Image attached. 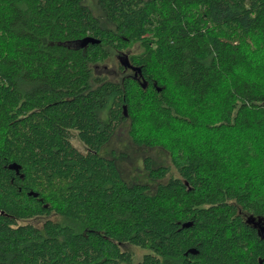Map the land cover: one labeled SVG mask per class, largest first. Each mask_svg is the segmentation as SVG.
Instances as JSON below:
<instances>
[{"label":"trees","instance_id":"16d2710c","mask_svg":"<svg viewBox=\"0 0 264 264\" xmlns=\"http://www.w3.org/2000/svg\"><path fill=\"white\" fill-rule=\"evenodd\" d=\"M89 1L0 0V264H264V0Z\"/></svg>","mask_w":264,"mask_h":264},{"label":"rangeland","instance_id":"374dc122","mask_svg":"<svg viewBox=\"0 0 264 264\" xmlns=\"http://www.w3.org/2000/svg\"><path fill=\"white\" fill-rule=\"evenodd\" d=\"M93 10H98L94 6L93 0L88 2ZM116 59L112 58L109 61L98 65L95 68V73L100 75H106L108 78H118L120 71L117 69ZM128 125L126 122L118 125L109 141L102 146L101 153L105 156H113L116 160L117 166L121 172V175L127 182H145L152 187L155 183L147 175L143 165L144 156H151L155 164H169L168 154L159 147H143L134 145L127 133ZM72 143L80 150H85V146L74 135L71 138ZM171 173L175 174V171L171 168ZM121 248H128L133 251L134 260L140 259L142 250L131 245H120Z\"/></svg>","mask_w":264,"mask_h":264},{"label":"water","instance_id":"95a60500","mask_svg":"<svg viewBox=\"0 0 264 264\" xmlns=\"http://www.w3.org/2000/svg\"><path fill=\"white\" fill-rule=\"evenodd\" d=\"M89 41H98L97 39H93V38H89ZM139 70V69H138ZM11 167H14L16 170L18 169V165L17 164H11ZM189 223H183V225H188ZM254 224L257 226V230H258V234L260 236L261 239L264 240V220L262 219H257V221L254 222ZM187 252H191L194 253L196 252L194 248H188L187 251H185L184 253Z\"/></svg>","mask_w":264,"mask_h":264}]
</instances>
